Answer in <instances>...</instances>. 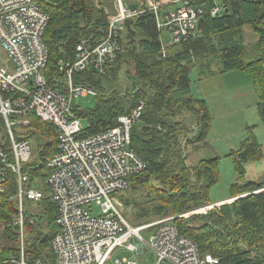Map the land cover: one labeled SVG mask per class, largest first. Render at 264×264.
<instances>
[{"label": "trees", "instance_id": "16d2710c", "mask_svg": "<svg viewBox=\"0 0 264 264\" xmlns=\"http://www.w3.org/2000/svg\"><path fill=\"white\" fill-rule=\"evenodd\" d=\"M33 1L49 16L42 37L48 51L43 75L52 87L65 91V73L58 60L71 63L82 37L91 43L100 41L110 14L103 0ZM188 2L202 9L200 24L196 23L185 40L172 43L169 35L164 43V29L157 27L160 16L143 0L139 12L121 22L118 39L122 50L104 64L103 72L89 68L74 74L75 83L97 94L93 106L80 107L73 101L72 110L85 121L86 131L97 132L113 126L118 116L142 101L139 119L131 127L130 147L144 167L129 175V186L120 193L123 204L131 206L135 220L142 223L172 216L179 234L196 242L200 254L210 253L222 264H264V176L245 180L246 164L264 156L253 127H246L239 146L227 154L237 176L227 198L212 202L209 197L220 178L219 157L188 162L206 144L212 124L206 99L192 92L193 71L196 80L203 74L247 72L264 123V0ZM182 4L161 5V12ZM215 7L219 11L212 15ZM245 28L256 35L251 45L245 42ZM122 76L124 85L120 84ZM28 134L44 141L38 142V161L30 171L44 193L35 206L27 201L24 209L34 217V223H25L29 231L26 264H54L51 241L58 231V209L44 181L48 169L45 163L37 165L51 158L56 149L54 127L31 116ZM13 179L10 174L0 193V264H14L11 255L20 258L18 225L13 221L17 207L9 200L15 189ZM47 219L49 233L42 227Z\"/></svg>", "mask_w": 264, "mask_h": 264}, {"label": "built area", "instance_id": "2783aa9c", "mask_svg": "<svg viewBox=\"0 0 264 264\" xmlns=\"http://www.w3.org/2000/svg\"><path fill=\"white\" fill-rule=\"evenodd\" d=\"M126 3L130 2L115 0L117 14L108 17L100 41L91 43L82 37L71 63L58 60L65 73L66 90L62 91L48 84L43 75L48 51L42 37L49 16L33 0H0V45L12 63L11 70L0 66V129L5 132L0 141V193L14 174L15 189L9 200L16 203L13 221L20 236V258L10 256L14 264H26L27 260L25 238L29 231L25 223H34V217L25 213L26 202H37L44 193L30 174L39 154V144L35 142L33 148L25 130L31 116L50 122L56 137L52 157L37 164L45 163L48 169L44 181L58 209V231L51 241L54 264H136L131 258L111 256L121 246L142 252L144 244L155 254L153 264H222L210 253L200 254L196 242L179 234L172 216L133 226L119 211L123 207L119 194L128 188L129 175L144 167L130 147L131 127L139 119L143 102L118 116L113 126L97 132L86 131L72 110L76 96L97 94L75 83L74 74L89 68L103 72L104 64L121 52V22L141 8L138 5L130 10ZM161 5L147 1V8L160 16L157 27L169 33L172 43L185 40L203 12L188 0L163 13ZM218 11L215 7L211 13ZM95 205L101 209L98 214H93ZM144 229L152 231L148 240L140 234ZM131 237L140 243L124 244Z\"/></svg>", "mask_w": 264, "mask_h": 264}, {"label": "rangeland", "instance_id": "374dc122", "mask_svg": "<svg viewBox=\"0 0 264 264\" xmlns=\"http://www.w3.org/2000/svg\"><path fill=\"white\" fill-rule=\"evenodd\" d=\"M115 0H103V6L108 9L110 16H115L117 11L114 6ZM253 33V32H252ZM251 33L249 28H245V42L251 45L256 39V35ZM163 41H169V33L166 30L162 32ZM0 66L6 67L8 70L12 69V63L7 56V53L0 45ZM125 76L120 78V84L124 85ZM192 92L198 97L206 99L209 111L211 114V128L208 133L206 144L197 153H192L188 162L194 163L203 157H219V181L211 187L209 197L212 202L215 200H223L229 196V187L231 183L237 180L234 172L232 161L228 152L239 146L240 141L246 135V127H253L258 141L262 145L264 152V123L260 120L257 112V97L253 91L251 78L247 72L241 70L229 71L226 73H217L216 75H201V80H196L197 75L195 71L191 74ZM74 102L80 107H91L95 104V96H76ZM85 121L81 119V125L85 126ZM25 130L28 132L29 127ZM5 132L0 129V141L3 140ZM33 148L35 144L40 141L44 143L42 138L36 135L29 136ZM36 142V143H35ZM264 176V156L257 161H250L246 164L245 180H256L258 177ZM120 196V194H119ZM31 205L35 206L36 201H29ZM93 214L100 213L101 209L95 205ZM121 214L133 225H139L142 221L135 220V213L131 206L119 207ZM170 217L165 216L163 218ZM151 218L149 221L158 219ZM162 218V217H160ZM43 229L49 233L51 230L50 222L47 219L42 225ZM151 229H144L140 231L141 236L148 240L151 235ZM139 244V240L131 237L127 243ZM131 258L136 264H153L155 262V254L144 244L142 252L131 251L125 246L118 247L113 252L111 259L114 258Z\"/></svg>", "mask_w": 264, "mask_h": 264}, {"label": "crops", "instance_id": "0c3cea01", "mask_svg": "<svg viewBox=\"0 0 264 264\" xmlns=\"http://www.w3.org/2000/svg\"><path fill=\"white\" fill-rule=\"evenodd\" d=\"M142 1L143 0H134L132 2H135L138 6V5L142 4ZM144 1L147 3L148 0H144ZM156 1L160 2L162 5L170 4V5H172L171 7L179 6L182 4L180 2V0H156Z\"/></svg>", "mask_w": 264, "mask_h": 264}, {"label": "water", "instance_id": "95a60500", "mask_svg": "<svg viewBox=\"0 0 264 264\" xmlns=\"http://www.w3.org/2000/svg\"><path fill=\"white\" fill-rule=\"evenodd\" d=\"M126 6L130 9V10H135L137 8V4L136 3H126ZM201 22V18L198 20V25Z\"/></svg>", "mask_w": 264, "mask_h": 264}]
</instances>
